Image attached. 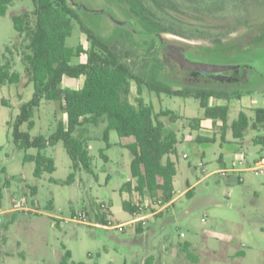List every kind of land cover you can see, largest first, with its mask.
I'll return each instance as SVG.
<instances>
[{
    "label": "rangeland",
    "instance_id": "rangeland-1",
    "mask_svg": "<svg viewBox=\"0 0 264 264\" xmlns=\"http://www.w3.org/2000/svg\"><path fill=\"white\" fill-rule=\"evenodd\" d=\"M206 1L211 3V0ZM213 1L217 6L207 9L214 11V15H185L211 30L207 38L161 35L171 42L189 46L196 60L215 62L227 66L228 70L236 66L245 72L248 70L250 81L256 85L240 90V98L231 97L228 101V128L223 139L221 122L203 119V110L196 99L157 96L144 86L141 88L143 100L151 103L156 113L161 109L172 110L178 116L174 121L159 116L165 133L174 132L178 138L174 154L176 192L194 185L191 197L182 196L164 212L159 211L160 201L133 191L134 179L130 182L133 184L130 193L123 189L127 180H132L131 155L125 148L132 138H122L111 131L107 146L103 139V122L86 125L78 132L87 139L92 173L80 168L74 180L65 184L72 172L71 160L63 144L58 142L40 151L53 160L54 172H42L39 177L33 175L34 163L25 162L23 157L35 155L37 150H19L12 141V122L19 113V106L31 98L33 87L21 65L22 47L20 40L16 42L9 17L22 9L31 11V0L12 4L6 15L0 16V65L8 63L9 72L19 74L17 84L0 83V264H60L66 251L70 252L71 261L84 264H145L149 257L151 264H264V174L245 172L241 174L243 181L232 184H227L219 174L203 178L220 168L218 159L222 146L227 137L232 140L230 125L239 112L247 114L253 123L254 110L264 109V0ZM76 2L111 12L112 15L106 16L96 15L97 11L86 15L79 12V18L85 27L103 37L138 76L181 89L178 83L168 82L169 67L165 63L161 66L164 59L157 37L147 41L127 27L128 20H133L125 2ZM112 16L122 24L115 22ZM150 40L154 41L156 52L152 55L146 50ZM66 45L87 48L79 22L74 23ZM84 61L82 57L74 62ZM82 82L83 78L66 81L63 87H81ZM135 88L133 84L128 98L132 103ZM213 102L224 103L223 100ZM192 119L202 120L197 129L192 127ZM32 120L34 127L30 135L48 139L59 123L66 124V115L59 102L42 101ZM20 130L25 131L26 126L23 124ZM256 135L264 140V129L246 132V143L240 151L244 157L264 155V143L251 142ZM198 137L213 139L214 143H203ZM32 191H35L34 196ZM20 198L25 199L22 208ZM126 199L135 207L139 205L136 216L123 211L122 202ZM48 204L52 205L51 210ZM100 204L105 209L100 210ZM12 208L14 212L4 213ZM93 209L100 213L108 211V226L99 225ZM152 213H156L153 218L149 216ZM143 216H148L144 219L148 220L145 232L141 222L124 224ZM121 224L124 226L119 229L117 226ZM138 227H142L144 233H137ZM184 244L190 245L188 251L196 259L187 257L181 249Z\"/></svg>",
    "mask_w": 264,
    "mask_h": 264
},
{
    "label": "trees",
    "instance_id": "trees-1",
    "mask_svg": "<svg viewBox=\"0 0 264 264\" xmlns=\"http://www.w3.org/2000/svg\"><path fill=\"white\" fill-rule=\"evenodd\" d=\"M21 1L23 0H0V16L6 15L9 6ZM76 1L31 0V11L22 9L9 15L16 32V42L20 40L19 45L22 47L21 65L33 87L31 98L19 106V113L12 122L13 144L19 150H37L35 155L25 154L23 160L34 163L33 175L39 177L42 172L52 173L55 170L53 160L43 156L40 151L61 142L71 160L72 172L64 182L70 184L78 169L83 168L92 173L87 139L78 132L86 125L103 122L105 123L103 139L107 146L111 131L116 132L119 137L132 138V142L125 148L131 155L129 171L136 183L133 191L152 200L157 199L164 206L174 197L173 178L176 169L169 156L175 154L178 141L174 132L165 133V126L159 120V116H167L172 121L177 120L178 116L172 110L161 109L156 113L153 105L143 100L141 88L144 86L157 96L164 94L196 99L203 110V119L221 122L222 138L228 128V101L231 97L240 98L241 91L227 93L214 90L172 89L166 84L144 80L122 61L121 55L117 54L103 37L85 27L79 18V12L86 15L90 13L89 11H97L96 15L105 16L112 15L111 12L104 9L95 10ZM113 1L125 2L128 5L133 21L128 20L127 27L147 41L149 38L151 40L155 38L156 34L164 33L182 38H207V33H211V30L206 29L203 24L194 22L193 19H187L185 15L190 14L193 17L208 13L214 15V11H208L207 8L217 6L212 0L211 3H207L206 0ZM113 19L120 22L114 17ZM75 22L81 25L87 48L81 45L71 48L66 45ZM147 41L144 43L148 44ZM215 42L220 43V40L215 39ZM153 45L154 41L146 49L150 55L156 53ZM82 57L85 58L84 62H74ZM156 64L160 65V62L156 60ZM81 78L83 82L80 88L62 87L65 79ZM2 82L9 84L19 82V74L10 73L8 63L0 65V83ZM133 84L136 86L134 103L128 100ZM210 99L223 100L224 103L210 105ZM42 101L59 102L66 115V124L59 123L56 131L48 139L41 135L35 137L30 135L34 127L32 120L34 113ZM200 121L201 119H192V127L197 129ZM23 124L26 126L25 131L20 130ZM249 128L264 129V109L254 110L252 124L247 114L239 112L230 125L234 139L242 138ZM197 140L214 143L213 139L198 137ZM123 189L130 193L131 183L126 182ZM32 195H35V191H32ZM191 195L192 190L187 191L186 196ZM102 205H99L100 210L105 209ZM48 209H52L51 204H48ZM122 209L131 216H136L139 211L129 200L122 202ZM103 211L100 213L93 209L92 214L99 225L108 226L109 213ZM136 231L142 233V227H138ZM184 249L187 251V248ZM187 257L196 259L189 252ZM151 261L152 258L149 257L145 264H151ZM60 264L84 263L71 261V254L66 251Z\"/></svg>",
    "mask_w": 264,
    "mask_h": 264
},
{
    "label": "flooded vegetation",
    "instance_id": "flooded-vegetation-1",
    "mask_svg": "<svg viewBox=\"0 0 264 264\" xmlns=\"http://www.w3.org/2000/svg\"><path fill=\"white\" fill-rule=\"evenodd\" d=\"M159 49L164 59L162 66L165 63L169 67L168 82L171 85L178 83L181 89L235 93L256 85V82L250 81L248 70L245 72L238 66L228 70L227 66L215 62L196 60L185 44L164 41L159 43ZM195 63L202 64L205 69L187 67Z\"/></svg>",
    "mask_w": 264,
    "mask_h": 264
},
{
    "label": "crops",
    "instance_id": "crops-1",
    "mask_svg": "<svg viewBox=\"0 0 264 264\" xmlns=\"http://www.w3.org/2000/svg\"><path fill=\"white\" fill-rule=\"evenodd\" d=\"M66 81H68V82H71V81H74V80H70V79H65L63 82H62V87H63V83H65ZM64 88V87H63ZM66 88H71V89H74L73 87H66ZM76 88H80V87H76ZM75 88V89H76ZM214 100H212V99H210V101H209V104L210 105H219V104H217V103H214L213 102ZM207 120V119H206ZM209 120V119H208ZM202 121V120H201ZM201 121H200V123H199V126H200V124H201ZM250 124H252V123H250ZM249 129H251V128H249ZM248 129V130H249ZM247 130V131H248ZM252 130H254V131H260L261 129H252ZM246 131V132H247ZM246 134V133H245ZM245 134H244V136H245ZM232 136V135H231ZM244 136L242 137V138H240V139H234L233 137H232V140L230 139V138H226V141H225V145L224 146H222V154H220V156H219V159H218V162H219V164H220V168L219 169H217L216 171H214V172H212V173H210V174H207V175H205L203 178H207V176H209V175H212V174H219L218 172H220V171H228V173H227V175L225 176V177H222V178H225L228 182H227V184H232L233 182H235V181H237V180H239V181H243L242 180V177H241V174H243V173H245V172H252V169H254V168H257V167H259L260 165V163H261V161L262 160H264V155L263 154H257V155H253L252 157H251V159H249V158H247V157H244L245 156V154H241V150L243 149V145L246 143V141L244 140ZM176 137H177V135H176ZM223 139V138H222ZM177 141H178V138H177ZM132 142V141H131ZM201 142H203V143H205L204 141H201ZM251 142L252 143H264V140L262 139V138H260V136L259 135H256L255 136V138H253L252 140H251ZM130 143V142H129ZM127 145V144H126ZM177 146V145H176ZM182 156H184V155H182ZM169 158H170V160L175 164V169H176V163H175V160H174V155H170L169 156ZM226 159H228V160H226ZM239 162H241V165H239L238 163ZM246 166V167H244V165ZM234 166V167H233ZM232 169H235V170H233V171H231ZM176 171H177V169H176ZM263 171H264V166H263ZM177 173V172H176ZM220 175V174H219ZM175 177H176V175L174 176V178H173V190H174V197H173V199H172V201L170 202V203H168V204H166V205H164V206H162L161 207V209L159 210V211H162V212H164V211H167L171 206H173L174 205V203L178 200V199H180L182 196H186V193H187V191H189V190H193V186L194 185H187V187L185 188V189H183L182 191H180V192H176V190H175V185H176V180H175ZM127 182H133V179L131 180H127ZM198 182H200V180L198 181ZM131 187H133V184H131ZM192 196V195H191ZM190 196V197H191ZM188 197V196H187ZM127 200V199H126ZM126 200H124V201H126ZM15 211V209L14 208H12V209H9V210H6V211H4V213L5 214H8V213H12V212H14ZM161 213V212H160ZM156 215V213H152V214H150L149 216L151 217V218H153V216H155ZM163 216V214H161V217ZM146 217H148V216H143L142 218H144V219H146ZM149 217V218H150ZM158 217V216H157ZM135 220V218H132V219H130V220H128V221H126V222H124V224H128V225H133V224H135V222H133ZM148 222V220L146 221L145 220V222H144V224H143V229H144V232L146 231V227H147V223ZM123 224V225H124ZM141 224H142V222H141ZM122 225V224H121ZM143 232V233H144ZM190 247V245H188V244H184L183 245V247L181 248L183 251L185 250L184 248H187V251H184V252H189L188 250L190 249L189 248ZM189 253H191V252H189ZM153 258L154 259H156V262H157V258L155 257V256H153ZM162 259V258H161ZM155 262V263H156Z\"/></svg>",
    "mask_w": 264,
    "mask_h": 264
},
{
    "label": "built area",
    "instance_id": "built-area-1",
    "mask_svg": "<svg viewBox=\"0 0 264 264\" xmlns=\"http://www.w3.org/2000/svg\"><path fill=\"white\" fill-rule=\"evenodd\" d=\"M183 158H186V156L184 155ZM238 164L241 165V162H239ZM259 165H260L259 167L252 169V172H253L254 174H256V175H257V174H260V175L264 174V171H263L264 160H262L261 163H260ZM202 166H203V165L200 164V167H202ZM233 167H234V166H233ZM233 170H235V169H232L231 171H233ZM204 171H205V169L202 168V169H201V172L204 173ZM218 173L220 174L221 177H225V176L227 175L228 171H220V172H218ZM24 204H25V199H24V198H20V207L22 208V207L24 206ZM136 206H137L138 209L140 210L139 205L137 204ZM102 208H105V206L102 205ZM17 209H18V208H17ZM133 222H142V223L144 224L145 221H144V218H142V217H137V218H135V220H134ZM123 226H124V225H118L117 227H118L119 229H122Z\"/></svg>",
    "mask_w": 264,
    "mask_h": 264
},
{
    "label": "water",
    "instance_id": "water-1",
    "mask_svg": "<svg viewBox=\"0 0 264 264\" xmlns=\"http://www.w3.org/2000/svg\"><path fill=\"white\" fill-rule=\"evenodd\" d=\"M156 37L159 43H163L164 41L171 42L169 40H166L161 34H156ZM187 67L192 69H203V68L205 69V66L203 67V65L200 63L191 64Z\"/></svg>",
    "mask_w": 264,
    "mask_h": 264
}]
</instances>
